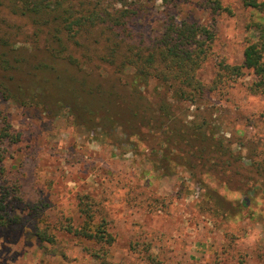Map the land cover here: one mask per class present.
Masks as SVG:
<instances>
[{"label": "rangeland", "instance_id": "obj_1", "mask_svg": "<svg viewBox=\"0 0 264 264\" xmlns=\"http://www.w3.org/2000/svg\"><path fill=\"white\" fill-rule=\"evenodd\" d=\"M54 2L58 12L119 7L118 0ZM137 7L123 34L156 37L175 14L212 30L196 73L207 85L219 61L241 63L246 39L256 35L241 0H140ZM40 15L0 1L9 85L28 96L22 103L0 95V130L19 134L0 143V199L22 219L0 229V264H264V190L251 185L264 159V92L249 89L252 71L192 101L155 78L134 92L131 66L101 60L102 43L84 49L59 19ZM171 131L182 144L168 153ZM204 133L230 149V164L203 166ZM245 193L253 200L242 206ZM83 195L112 244L64 230L82 221ZM36 228L54 241L38 238Z\"/></svg>", "mask_w": 264, "mask_h": 264}, {"label": "trees", "instance_id": "obj_2", "mask_svg": "<svg viewBox=\"0 0 264 264\" xmlns=\"http://www.w3.org/2000/svg\"><path fill=\"white\" fill-rule=\"evenodd\" d=\"M3 1H7L13 11L44 14L46 20L50 17L59 19L61 22L59 27L66 32L69 39L77 44L80 43V38L85 40L84 49H90L91 44L102 43L99 49L102 53L101 60L110 64L117 63L120 67L133 68L132 91L134 92L147 84L151 78H155L167 83L175 98L192 101L202 97L207 90L227 80L238 78L242 75L243 69L251 70L255 77V80L249 84V89L253 93L264 92V0H241L242 6L250 13L247 28L256 31V35L246 39L241 63L218 62L216 76L211 85L203 83L196 73L208 55L214 33L206 25L190 21L187 16L182 19H178L176 14L170 17L156 37L136 38L128 33L123 34V30L137 15V5L140 0H118L119 7L111 10L89 6L80 10L63 8L61 12H58V8H54L55 0ZM6 43V39L0 35V47ZM1 56L2 54H0V95L4 99L12 98L24 103L28 98L23 94L24 87L20 84L16 88L9 85V81L13 78L12 66L7 58ZM8 129H10L9 125L0 130V143L19 140V134L10 133ZM204 134L206 135L204 136L205 145L199 158L204 159L203 166L207 168L212 163L214 165L230 164L233 160L230 149L222 144H220L221 147L217 145L220 148H216L211 142L212 136L208 133ZM175 141L182 144L178 132L171 131L170 138L167 139L168 153H170L171 144ZM4 157L5 154L0 149V160ZM252 172V177L255 176L256 180L251 182V185L256 187L257 183H260V189L264 190V159L255 163V170ZM252 197L251 194L245 193L241 197L242 206H247L253 200ZM256 197L261 196L258 194ZM88 198L87 195L79 198L82 221L77 226L69 222L63 228L74 235L94 240L102 245H110L114 236L106 229L103 220L95 221L91 204L87 202ZM10 201L0 199V229L21 224L20 216L10 209ZM223 214L232 217L229 210L223 211ZM34 232L41 240L54 241L53 234L45 228H36ZM92 255L99 259L102 257L98 252H93Z\"/></svg>", "mask_w": 264, "mask_h": 264}]
</instances>
